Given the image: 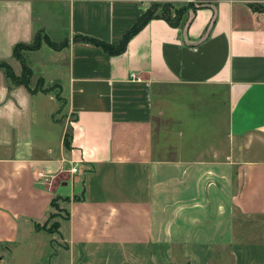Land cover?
Returning a JSON list of instances; mask_svg holds the SVG:
<instances>
[{
  "label": "crops",
  "instance_id": "crops-1",
  "mask_svg": "<svg viewBox=\"0 0 264 264\" xmlns=\"http://www.w3.org/2000/svg\"><path fill=\"white\" fill-rule=\"evenodd\" d=\"M162 1L191 4L186 21L153 18L110 54L76 36L118 45L152 0H0V60L20 74L17 43L37 32L64 42L43 43L53 68L35 70L74 115L54 147L53 91L9 87L0 69L3 250L45 231L58 197L57 264H264V158L236 154L264 150V0ZM171 89L192 106L224 101L228 147L207 156L206 143L194 157L166 140L157 148L155 103Z\"/></svg>",
  "mask_w": 264,
  "mask_h": 264
},
{
  "label": "rangeland",
  "instance_id": "rangeland-1",
  "mask_svg": "<svg viewBox=\"0 0 264 264\" xmlns=\"http://www.w3.org/2000/svg\"><path fill=\"white\" fill-rule=\"evenodd\" d=\"M152 3H164L162 0H152ZM151 3V4H152ZM36 44L24 48L21 53L25 56L30 68H34L31 73L30 83L34 88H49L54 85L53 93L56 96L55 100H49L53 109L54 119L59 124L53 125L50 128L51 137L49 138L54 147L57 148V141L61 135L63 123L69 119H73L74 115L69 111L67 96L64 92H59L56 86V81L47 82L42 77L41 70L38 68L44 67V64L53 68V62L49 58V53L46 49L37 50L34 49ZM35 67H38L35 70ZM19 71L21 70V63L19 62ZM35 71V72H34ZM21 74V73H20ZM19 74V75H20ZM48 74V73H47ZM46 74V75H47ZM40 75V76H39ZM44 79V83L42 80ZM169 98L163 101L155 103V110H159L160 107L164 110V115H161V119L156 117V145L160 148L162 141L166 140L174 143L177 149L170 152L173 154L182 153L185 157H194L196 151L206 146L207 143V156L213 153L212 148L224 149L228 147L229 143L226 139V129L228 124L225 117V105L218 110L213 102H209L207 98L206 103H199L192 106L187 97L182 98L181 94L174 93L169 90ZM37 92V91H35ZM41 95V93H39ZM162 104V106H160ZM205 111L206 114L205 115ZM158 114V113H157ZM205 115V116H204ZM200 118V120L195 118ZM198 120V121H197ZM213 120H218V124L213 126L214 130L209 131L207 127L209 124L214 125ZM62 125V126H61ZM68 124V129H70ZM42 130L40 124L36 126V136L41 137ZM226 140V141H225ZM182 148V149H179ZM211 149V150H210ZM259 151V153H258ZM238 156L242 158H264V150L257 146H254L251 150L237 151ZM64 198H56L55 205L52 206L47 219L42 223V232H33L30 237L31 240L27 243H22L15 248H9L3 250L0 248V264H57L61 262V256L65 255L64 251L59 248L60 241L53 237L58 233L59 221L66 215V211L63 206ZM259 226L264 227V219L257 221ZM26 227H22L23 233H26ZM25 238V237H24ZM3 258L1 259V257Z\"/></svg>",
  "mask_w": 264,
  "mask_h": 264
},
{
  "label": "trees",
  "instance_id": "trees-1",
  "mask_svg": "<svg viewBox=\"0 0 264 264\" xmlns=\"http://www.w3.org/2000/svg\"><path fill=\"white\" fill-rule=\"evenodd\" d=\"M190 5L191 4L185 2H172V1H164V3H152L150 7L143 13L140 20L124 35L123 39L118 45L110 44L87 35H77L76 37L79 40H84L100 45L110 54H118L125 51L131 37H133L143 26H145L153 18H164L173 26H179L180 24L184 23L187 17L186 13ZM33 43L36 44L34 49L39 48L43 43H47L53 48H59L61 45L64 44V42L56 43L47 34L42 35L41 32H37L33 42L31 43L20 42L17 43L13 48L14 57L17 60H19L22 65L21 74L20 75L17 74L13 66L7 61L0 60V69L4 71L9 87L13 85L23 84L31 92H35L38 90H43L44 92L53 91L54 85L46 89L45 88L41 89L39 87L34 88L31 86L30 77H31V73H33V68L29 67L27 61L25 60V56L21 53V50L32 46ZM42 83H44V79L42 80ZM72 137H73V127L70 126V129H67L64 134V144L68 149L70 148ZM55 201H56V197L53 198L51 202V206L55 205Z\"/></svg>",
  "mask_w": 264,
  "mask_h": 264
},
{
  "label": "built area",
  "instance_id": "built-area-1",
  "mask_svg": "<svg viewBox=\"0 0 264 264\" xmlns=\"http://www.w3.org/2000/svg\"><path fill=\"white\" fill-rule=\"evenodd\" d=\"M131 75H132V77H135L136 76V74H134V73H132ZM71 171L72 172H77L78 171L77 165L72 166ZM40 175H43V174L41 173Z\"/></svg>",
  "mask_w": 264,
  "mask_h": 264
}]
</instances>
